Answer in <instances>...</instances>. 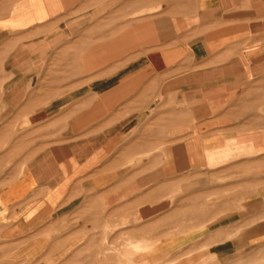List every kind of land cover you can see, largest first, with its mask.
I'll return each instance as SVG.
<instances>
[{"label": "crops", "instance_id": "1", "mask_svg": "<svg viewBox=\"0 0 264 264\" xmlns=\"http://www.w3.org/2000/svg\"><path fill=\"white\" fill-rule=\"evenodd\" d=\"M245 196H264V0H0V264L104 237L158 258L179 223H244Z\"/></svg>", "mask_w": 264, "mask_h": 264}, {"label": "rangeland", "instance_id": "2", "mask_svg": "<svg viewBox=\"0 0 264 264\" xmlns=\"http://www.w3.org/2000/svg\"><path fill=\"white\" fill-rule=\"evenodd\" d=\"M87 73H91V69ZM55 86L61 88L66 85ZM232 192L229 191L228 197L230 214H234L236 219L237 208L243 204V199L232 195ZM244 201L245 207L251 208L245 212L244 223H179L180 226L166 230L167 233L160 237L161 241L174 234L183 235L180 238L183 243L180 242L181 247L175 244L174 248L177 249L160 254L162 256L158 258H153L157 256L153 252L155 242L118 241L110 247L108 239L104 237L99 252H82L70 264H186L190 256H197L196 261H200L210 253V264H264V196H245ZM254 201L259 204L252 209Z\"/></svg>", "mask_w": 264, "mask_h": 264}]
</instances>
